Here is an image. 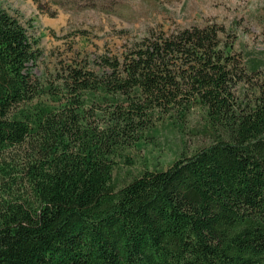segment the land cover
<instances>
[{"label": "trees", "instance_id": "obj_1", "mask_svg": "<svg viewBox=\"0 0 264 264\" xmlns=\"http://www.w3.org/2000/svg\"><path fill=\"white\" fill-rule=\"evenodd\" d=\"M32 27L0 0V264H264V61L209 22L41 78ZM195 108L205 143L119 181Z\"/></svg>", "mask_w": 264, "mask_h": 264}, {"label": "rangeland", "instance_id": "obj_2", "mask_svg": "<svg viewBox=\"0 0 264 264\" xmlns=\"http://www.w3.org/2000/svg\"><path fill=\"white\" fill-rule=\"evenodd\" d=\"M2 5L40 38L42 52L34 74H54L81 54H118L132 36L150 29L171 32L209 22L223 24L235 49L250 60L264 61V0H1ZM202 111L189 116L186 134L169 129L156 145L136 153L135 164L117 171L120 182L146 167L166 168L183 150L192 152L206 142Z\"/></svg>", "mask_w": 264, "mask_h": 264}]
</instances>
